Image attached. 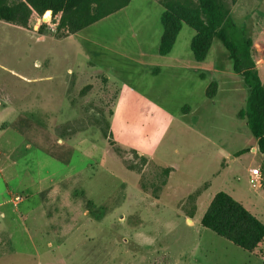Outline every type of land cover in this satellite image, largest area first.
Instances as JSON below:
<instances>
[{
  "label": "rangeland",
  "instance_id": "rangeland-1",
  "mask_svg": "<svg viewBox=\"0 0 264 264\" xmlns=\"http://www.w3.org/2000/svg\"><path fill=\"white\" fill-rule=\"evenodd\" d=\"M227 1L252 38L241 0ZM246 1L264 11V0ZM46 12L32 29L0 20V264H264V243L248 252L189 228L142 191L165 192L166 170L145 166L138 151L158 147L169 117L189 103L197 112L187 120L204 130L217 114L202 105L210 82L200 73L175 79L152 70L162 62L160 0H131L75 35L45 24L40 32ZM33 31L48 37L37 40ZM180 32L175 51L193 58L195 30L185 24ZM216 48L229 52L216 38L210 58ZM122 89L129 110L121 113ZM259 157L243 153L224 190L240 184L244 206L264 222V185L253 188L245 175Z\"/></svg>",
  "mask_w": 264,
  "mask_h": 264
},
{
  "label": "crops",
  "instance_id": "crops-1",
  "mask_svg": "<svg viewBox=\"0 0 264 264\" xmlns=\"http://www.w3.org/2000/svg\"><path fill=\"white\" fill-rule=\"evenodd\" d=\"M242 2L243 0L239 3V7L244 8L241 18L250 25L248 31L252 34L258 53L257 68L264 82V11L262 7H254L252 12L250 10L251 5L246 0L244 3ZM33 33L36 34L37 40H46L48 37L38 31H33ZM179 35L172 51L167 55L160 54L162 62L152 64V70L158 75L163 70H167L175 79H185L191 73H200L206 81L217 82L216 95L209 98L205 93L206 97L202 104H209L211 111L217 109L215 120H207V128L204 130L195 122H190L187 119L197 112V107L188 103L183 110L184 112H181L178 118L169 117V120L166 121L167 128H162L158 136H155L159 144L158 147L140 150L138 153L146 160L145 166L166 170L164 181L160 182V187L165 192L167 191L166 194L165 192L164 194L154 193L151 186H143L142 191L153 203L169 206L168 211L183 218L189 228L195 229L197 226H202L200 221L206 212L205 209L209 207L218 192H227L241 203L246 200L240 184H230L229 190H224V185L229 184V175L238 168L236 164L241 161L243 153L249 150V152L260 156L257 164L253 163V165L249 164L245 167V175H247L248 181L251 177L252 168L260 167L262 171L263 155L258 150V139L248 129L246 118L240 116V112L246 109L249 88L245 84L242 74L234 71L229 52L226 53V51L216 48L218 53L213 54V57L210 58L214 39L205 60L196 61L194 55L193 58L192 56L184 57L175 51ZM107 78L109 83L115 86L116 82L109 77ZM154 85L148 88L149 92L146 91L148 95L153 91ZM124 93L122 89V95L117 106V110L121 113L129 110L128 102L123 101ZM143 94L145 102H152L150 96ZM160 109L165 110L164 107H160ZM218 114L220 117H217ZM121 117L122 120L125 119L123 116ZM112 129H114L113 126ZM241 134L243 138H247L246 142H239L238 138ZM148 136L149 141H151L152 136ZM183 191L186 193L182 194ZM190 195L191 197L188 199ZM250 205L251 207L254 206L252 203ZM195 208L194 216L190 217V213ZM190 222L193 224L191 225Z\"/></svg>",
  "mask_w": 264,
  "mask_h": 264
},
{
  "label": "trees",
  "instance_id": "trees-1",
  "mask_svg": "<svg viewBox=\"0 0 264 264\" xmlns=\"http://www.w3.org/2000/svg\"><path fill=\"white\" fill-rule=\"evenodd\" d=\"M130 2L131 0H0V20L32 29L38 17L41 18L46 11L52 10L53 13H61L58 31L63 29L68 34H75L123 9ZM234 2L236 0H231V3ZM160 3L164 7L161 17L163 33L159 45L161 55L172 51L184 24L195 30L191 50L196 61L206 59L216 38L229 51L234 71L242 74L249 88L246 109L240 112V116L246 118L248 128L258 139V150L263 155L264 185V82L254 58L252 38L246 36L233 20L231 4L227 0H160ZM45 15L51 16V12L48 11ZM39 31L43 32V25ZM217 89V82H211L206 95L213 98ZM108 129L106 136L113 140L112 126L108 125ZM195 212L196 208L190 213V217ZM200 222L204 228L248 252H254L264 242V222L224 191L214 196Z\"/></svg>",
  "mask_w": 264,
  "mask_h": 264
},
{
  "label": "built area",
  "instance_id": "built-area-1",
  "mask_svg": "<svg viewBox=\"0 0 264 264\" xmlns=\"http://www.w3.org/2000/svg\"><path fill=\"white\" fill-rule=\"evenodd\" d=\"M51 12V16L47 21H41L39 19V22H42L40 24L46 25V28L49 31H57L59 27V22H60V14L59 15H53V12ZM262 180H263V175L260 167H254L251 169V177L249 178V183L252 185L253 188L258 189L262 187ZM18 198V197H17Z\"/></svg>",
  "mask_w": 264,
  "mask_h": 264
}]
</instances>
